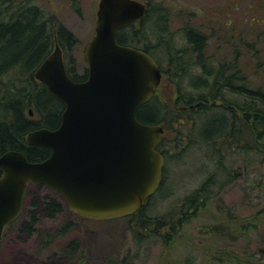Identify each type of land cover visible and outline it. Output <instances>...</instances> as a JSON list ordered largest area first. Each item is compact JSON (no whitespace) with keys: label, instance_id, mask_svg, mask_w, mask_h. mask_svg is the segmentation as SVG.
<instances>
[{"label":"rangeland","instance_id":"374dc122","mask_svg":"<svg viewBox=\"0 0 264 264\" xmlns=\"http://www.w3.org/2000/svg\"><path fill=\"white\" fill-rule=\"evenodd\" d=\"M32 1L46 13L55 14L75 34L78 41L70 46L66 44L64 54L74 71L83 74L88 66L85 48L95 34L100 0ZM142 1L167 10L164 37L171 41L173 48L178 49L186 43L185 28L205 30L210 35L206 49L210 63H218L222 56L230 58L232 52V46L227 42H231L233 25L232 22L225 23L226 16L218 20L215 16L219 11L237 24V41L243 19L251 15L247 6L250 0ZM158 26L163 27L162 24ZM219 30L224 36H220ZM148 44L167 66L169 62L161 55L163 44L156 45L155 38ZM240 65L251 72L249 60L242 59ZM262 73L263 79L257 78V82L264 81V71ZM181 85V92L190 90L186 78H182ZM176 92L172 83L164 82L157 99L171 102ZM174 133L170 132V137H174ZM195 139L197 141V137ZM197 142L184 141L166 153L165 180L146 205L150 215L174 222L183 219L176 223L177 229L170 242L152 232L139 238L127 219L121 217L96 220L74 214L61 194L47 186L31 184L26 192V209L34 208L29 205V196L39 190L37 199L40 202L45 195H51L64 203V210L55 217L37 212L39 220L34 233L20 231L24 220L14 223L0 239V264H264V218L257 222V227L249 225L251 217L264 209V161L259 149L250 152L246 158L243 150L237 147L224 151L219 147L221 142L213 147L203 141ZM219 152L225 153L224 157ZM209 177L214 181L200 193L201 201L189 203L193 193ZM26 209L24 219L29 217ZM69 220L75 222L71 232L56 238L48 246L41 243L43 231L53 233L57 226ZM244 223L246 231L243 230ZM73 239L79 241L84 255L64 249Z\"/></svg>","mask_w":264,"mask_h":264},{"label":"trees","instance_id":"16d2710c","mask_svg":"<svg viewBox=\"0 0 264 264\" xmlns=\"http://www.w3.org/2000/svg\"><path fill=\"white\" fill-rule=\"evenodd\" d=\"M146 3L147 10L140 27L133 24L125 27L119 31L118 40L122 44L151 52L161 65L163 62L150 50L148 43L155 38L156 45L163 44L161 55L166 57L169 64L162 66L163 80L158 90L164 82L172 83L176 87V95L171 102L163 100L158 103L155 98L141 107L138 113L142 122L164 126L159 149L171 136L170 132H177L173 137L174 148L184 141H203L212 147L221 142L219 147L224 151L237 147L243 150L246 158L250 152L259 149L261 160L264 161V81L256 80L263 79L264 71V0H250L247 3L251 15L243 19L238 41L235 39L237 24L221 10L215 16L218 20L226 16L225 23L232 22L233 25L231 42H227L232 46L231 57L222 56L218 63H210L208 60L206 49L210 35L200 28H185L183 35L186 43L178 49L173 48L171 41H166L164 37L168 21L167 10ZM142 23L146 25L141 27ZM158 24L163 27L160 28ZM219 31L220 36H224ZM77 41L75 34L55 14L46 13L32 0H0V155L15 149L24 152L31 161H40L49 156V148L28 144L26 136L28 131L38 127H57L61 122L64 104L48 92L44 84L36 78L35 71L54 50L57 42L64 53L66 44L70 46ZM65 56L64 54L69 74L75 80H84L87 69L83 74L74 71ZM242 59L251 63L250 73L241 67ZM182 78L187 79L189 91L181 92ZM224 88L226 94L223 93ZM208 94H211L212 99L225 94L223 103L230 106L223 107L221 103H213V107H207L205 101ZM217 100L222 102L219 98ZM197 102H200L197 109L180 111L183 105ZM219 154L224 157L225 153ZM212 181L214 179L209 177L193 193L189 203L201 201L203 197L198 198L200 193ZM38 196L39 190L29 196V205L34 207L32 210L26 209L24 205L23 212L25 209L27 213L29 211V217L24 219L22 212L18 219L5 227L4 232L17 221L24 220L20 231L34 233L39 220L37 212L42 211L55 217L64 210V203L57 198L45 195L40 202ZM147 202L137 212L121 218L127 219L129 227L139 238L152 232L169 241L177 229L176 223L183 219L174 222L159 215H150L147 213ZM74 214L78 215L76 212ZM262 218L264 209L259 211V215L251 217L249 225L257 227V222ZM74 223L73 220L66 221L57 226L53 233L46 234L43 231L41 243L48 246L56 238L67 235L73 230ZM243 230L246 231L245 223ZM80 248L79 241L73 239L64 249L73 253L82 252L84 255V250Z\"/></svg>","mask_w":264,"mask_h":264},{"label":"water","instance_id":"95a60500","mask_svg":"<svg viewBox=\"0 0 264 264\" xmlns=\"http://www.w3.org/2000/svg\"><path fill=\"white\" fill-rule=\"evenodd\" d=\"M146 10L141 0L99 1L84 80L69 74L58 42L37 67L36 78L64 110L57 127L27 133L28 144L50 149L47 158L31 161L15 149L0 155V239L21 215L30 184L55 190L71 210L96 220L135 213L159 188L164 127L138 113L160 84L161 68L146 50L118 40Z\"/></svg>","mask_w":264,"mask_h":264},{"label":"flooded vegetation","instance_id":"af4514ba","mask_svg":"<svg viewBox=\"0 0 264 264\" xmlns=\"http://www.w3.org/2000/svg\"><path fill=\"white\" fill-rule=\"evenodd\" d=\"M140 23H141V20H138V21H136L135 23H133V25H135V26H138V28L140 27ZM209 39V38H208ZM151 50V49H150ZM148 52V51H147ZM148 53H150V55H152V57H154L155 58V60L158 62V64L160 65V68H161V83H162V80H163V71H162V66H163V63H162V65L160 64V62L158 61V59L151 53V52H148ZM161 85V84H160ZM158 88H159V86H158ZM158 88L156 89V91H155V93H154V95H153V97L148 101V102H151L153 99H155V98H157V95H158V92H157V90H158ZM223 93H225L226 94V89L224 88L223 89ZM225 94H223L222 96L220 95V96H218V98L219 99H221L222 100V102H220V101H218L217 99H212V97H211V94L209 95H207V98H206V101H205V103H206V106L207 107H213V103H215V104H218V105H220V103L222 104V106L223 107H227V106H230V105H225L223 102H224V96H225ZM158 103H160V99L158 98L157 100H156ZM147 102V103H148ZM147 103H145V104H147ZM158 103H157V106H158ZM199 103L200 102H197V103H195V104H189V105H183L182 107H181V112H183V111H188V110H190V109H197L198 108V106H199ZM144 104V105H145ZM224 104V105H223ZM143 105V106H144ZM142 106V107H143ZM174 135H177V132H175L174 133ZM161 141H162V139H161ZM173 141H174V138L173 137H168L166 140H165V143H164V146H162L161 147V149H160V152L162 153V155L164 156V158H165V162H166V153L167 152H172V151H170L171 149H172V147H173ZM161 143V142H160ZM160 146V145H159ZM164 180H165V166H164V172H163V178H162V181H161V184L164 182ZM160 184V187L158 188V190L162 187V185ZM149 200V199H148Z\"/></svg>","mask_w":264,"mask_h":264}]
</instances>
